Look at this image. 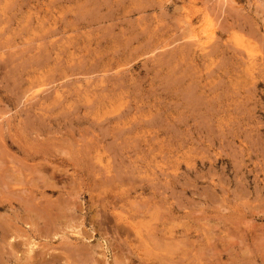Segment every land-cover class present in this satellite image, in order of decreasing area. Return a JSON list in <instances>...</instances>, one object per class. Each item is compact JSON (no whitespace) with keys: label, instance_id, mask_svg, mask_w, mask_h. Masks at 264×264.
<instances>
[{"label":"rangeland","instance_id":"1","mask_svg":"<svg viewBox=\"0 0 264 264\" xmlns=\"http://www.w3.org/2000/svg\"><path fill=\"white\" fill-rule=\"evenodd\" d=\"M0 264H264V0H0Z\"/></svg>","mask_w":264,"mask_h":264},{"label":"bare ground","instance_id":"2","mask_svg":"<svg viewBox=\"0 0 264 264\" xmlns=\"http://www.w3.org/2000/svg\"><path fill=\"white\" fill-rule=\"evenodd\" d=\"M43 180H44V179H43ZM10 181H11V180H10ZM2 183H3V182H2ZM30 199H31V198H30ZM53 203H54V202H53ZM38 205H39V204H38ZM32 208H33V207H32ZM138 208H139V207H138ZM30 209H31V208H30ZM40 209H41V208H40ZM31 210H32V209H31ZM31 210H30V211H31ZM147 212H148V211H147ZM42 215H43V214H42ZM137 217H138V216H137ZM44 218H45V217H44ZM127 218H128V217H127ZM50 225H51V224H50ZM150 227H151V226H150Z\"/></svg>","mask_w":264,"mask_h":264}]
</instances>
